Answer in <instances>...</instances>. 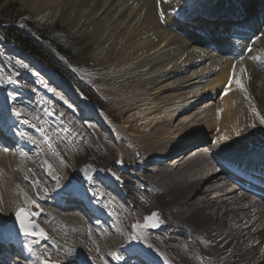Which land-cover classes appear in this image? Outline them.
I'll return each mask as SVG.
<instances>
[{
  "label": "bare ground",
  "instance_id": "bare-ground-1",
  "mask_svg": "<svg viewBox=\"0 0 264 264\" xmlns=\"http://www.w3.org/2000/svg\"><path fill=\"white\" fill-rule=\"evenodd\" d=\"M18 1L41 21L64 13L73 27L111 31L124 59L148 81L147 90L117 98L124 116L106 136L89 124L90 115L51 96L46 83L19 76L6 85L0 70V123L20 144L12 157L0 148V229L14 237V216L23 208L48 235L15 238L23 264H147L144 257L153 264H264V199L231 185L212 159L264 169V16L256 21L264 0ZM182 14L188 23L179 21ZM241 16L249 22L240 23ZM196 27L208 40L231 30L245 35L234 45L209 42ZM52 143L66 153L63 161L82 146L105 163V180L94 183L96 172L94 182L79 185L95 200L87 219L66 211L59 186L72 185L52 187L43 176V165L51 179L59 173L51 170ZM87 195L80 189L76 196ZM153 212L157 230L138 222Z\"/></svg>",
  "mask_w": 264,
  "mask_h": 264
},
{
  "label": "rangeland",
  "instance_id": "rangeland-1",
  "mask_svg": "<svg viewBox=\"0 0 264 264\" xmlns=\"http://www.w3.org/2000/svg\"><path fill=\"white\" fill-rule=\"evenodd\" d=\"M0 1V53L2 54L0 56V70L3 71L1 77L4 79L5 84L9 85L13 79L19 76L30 77L29 79L39 85L44 82L51 89V96L55 93L60 99L66 100L67 104L76 111L90 115L91 119H87L89 124H95L92 126L97 127L101 131L104 129L102 133L110 136V128L120 125L125 112L121 107L125 103H118L117 98L124 95L131 96L138 90H147L145 85L148 83L145 78L146 75L141 77L142 75L137 73L138 67L136 65L133 67V63H130L129 59H124L125 56L123 54L126 51L122 46L116 44L113 33L102 27L101 29L99 26H96L97 28L73 27L67 19L65 20L66 22L63 21L62 16L64 13H60L62 16L58 14L53 21H41V18L35 15L34 10L27 8L29 5H25L26 3L24 6L18 0ZM207 28L204 26V29ZM105 31L107 32L105 33ZM8 33L19 34L38 44L49 53H56V51L48 45V40L49 42L54 40L66 44L67 48L71 50L72 57L78 60L76 65H70V69L77 83L83 87L84 92L82 90L79 91L71 82L60 77L46 62L32 54L31 47L19 44L14 38L8 37ZM33 45L31 46L33 47ZM107 48L108 50H106ZM2 51L6 54H3ZM168 83L167 81L160 83L156 88ZM166 94L168 93L164 92L162 97L166 96ZM79 107L84 111L82 109L80 111ZM76 114L77 118L81 116L78 112ZM113 141L108 142L113 143ZM62 146L66 149L64 144ZM195 146L198 145L196 144ZM94 147H96V144ZM86 148L80 146L77 152H67V155H70L69 157L67 156L69 160L63 161L62 157L66 153L64 154L52 143L51 149L54 152L49 151V156L55 164H53L54 168L52 167L51 170L57 169L59 176L56 175L51 179L50 170L41 164V166L43 165L42 171L44 178L46 177L45 180L52 187L56 186L57 182L80 187L81 183L89 181L87 180L89 174L101 172L105 167V163L100 160L101 158L96 160V155L92 153L93 150ZM100 174H103V172ZM138 222L144 226L146 225L144 218L139 217ZM146 228L149 227L146 226Z\"/></svg>",
  "mask_w": 264,
  "mask_h": 264
},
{
  "label": "trees",
  "instance_id": "trees-1",
  "mask_svg": "<svg viewBox=\"0 0 264 264\" xmlns=\"http://www.w3.org/2000/svg\"><path fill=\"white\" fill-rule=\"evenodd\" d=\"M7 35L8 37L10 36V38H14V40L19 44L31 47L30 49L32 50V54L46 62L60 77H63L67 81L71 82L79 91L82 90L84 92L83 87L77 83L70 69V65H76L78 60L72 57L71 50L67 48L66 44L54 40H50L49 42L48 40V45L53 47L56 51V53H49L48 51L42 49L38 44L31 42L19 34L8 33ZM31 45H33V47Z\"/></svg>",
  "mask_w": 264,
  "mask_h": 264
},
{
  "label": "snow or ice",
  "instance_id": "snow-or-ice-1",
  "mask_svg": "<svg viewBox=\"0 0 264 264\" xmlns=\"http://www.w3.org/2000/svg\"><path fill=\"white\" fill-rule=\"evenodd\" d=\"M163 15V13L161 14ZM250 51V49H249ZM243 58V55H241V57H239L238 59H242ZM243 71H246V69H244ZM233 75H235V72L233 71ZM232 83V80H229V86L231 85ZM235 83L238 84L241 88H243V84L241 83V81L239 79L235 80ZM227 94V91L225 92V95ZM9 96L12 98V99H15V95L14 94H9ZM15 115L17 117L20 116V113L17 112L15 113ZM260 124L261 125H264V117H261L260 118ZM253 127H255V125H253ZM4 151H9V149L7 148V146H4L3 148ZM117 179H119V177H117ZM79 188H77L76 186H72V188L70 189V192L68 193L69 195H77L79 194ZM16 216H17V219L19 220V224H20V231L25 235V236H32L34 235L35 233L33 231H29V228H33L35 229L36 226L35 225H31V224H26L25 223V212L23 210H20L16 213ZM146 220L149 221V222H153V221H156L158 222V214L157 213H153L151 216L149 217H146ZM145 226H148L147 224ZM152 226H156L155 223L152 224ZM5 235H8V236H11V231L8 230L7 232L4 230V229H0V238H3ZM40 235L41 236H45V233L43 231L40 232ZM31 248H28V251L31 252ZM117 260H120L121 257L120 256H117L116 257ZM41 264H50V261L48 260H44L41 262Z\"/></svg>",
  "mask_w": 264,
  "mask_h": 264
},
{
  "label": "water",
  "instance_id": "water-1",
  "mask_svg": "<svg viewBox=\"0 0 264 264\" xmlns=\"http://www.w3.org/2000/svg\"><path fill=\"white\" fill-rule=\"evenodd\" d=\"M20 210H23L24 212H25V223L26 224H31V225H35L36 226V228L35 229H33V228H29V231H33L35 234L34 235H32V236H28V237H31V238H34V239H43V240H46L47 239V237H48V235H47V233L35 222V221H33L32 220V218H31V215H30V213L28 212V211H26L25 209H23V208H19L18 210H17V212L18 211H20ZM16 212V213H17ZM14 221H15V223H16V229H15V231H16V233L18 234V235H20V236H25L21 231H20V224H19V220L17 219V216H16V214H15V216H14ZM146 223L151 227V228H153V229H157L158 228V222H156V221H153V222H149V221H147L146 220ZM153 223H155L156 224V226H152V224ZM41 231H43L44 233H45V236H41L40 235V232Z\"/></svg>",
  "mask_w": 264,
  "mask_h": 264
}]
</instances>
